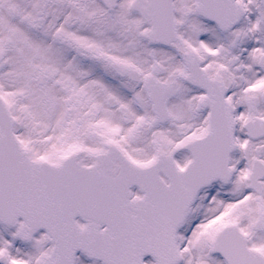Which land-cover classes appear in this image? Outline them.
Here are the masks:
<instances>
[{
  "label": "snow or ice",
  "instance_id": "6c2138e0",
  "mask_svg": "<svg viewBox=\"0 0 264 264\" xmlns=\"http://www.w3.org/2000/svg\"><path fill=\"white\" fill-rule=\"evenodd\" d=\"M0 264H264V0H0Z\"/></svg>",
  "mask_w": 264,
  "mask_h": 264
}]
</instances>
